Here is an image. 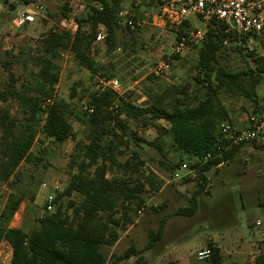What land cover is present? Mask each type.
Segmentation results:
<instances>
[{"label":"trees","instance_id":"1","mask_svg":"<svg viewBox=\"0 0 264 264\" xmlns=\"http://www.w3.org/2000/svg\"><path fill=\"white\" fill-rule=\"evenodd\" d=\"M32 1L25 0L27 3ZM72 1L75 0H67L63 7L60 28L50 29L41 39L37 55L31 58L37 67L34 83L18 88L14 76L10 75L6 87L0 91V181L8 182L25 160L35 164L42 161V157L32 153L39 137H42V143L46 139L63 143L73 136L69 117L76 114L75 108L65 99L58 98L55 92L60 81L58 59L62 52L69 51L80 70L88 72L92 79H110L116 76L114 68L100 64L92 56L93 45L98 43V26L103 24L107 28L104 42L108 52L114 50L118 28L129 33L140 30L139 27L131 28L128 23H118L117 12L121 0H95L102 4V9L90 4V12L85 16L73 13ZM132 19L139 18L132 16ZM74 23L77 25L74 26ZM185 25L190 27L189 22ZM183 29L176 32V37ZM135 44L136 38L133 37V46ZM228 49L220 28L207 32L198 50L195 75V79L205 87L202 96L198 90L193 91L190 83H173L159 92L149 93L147 101L141 105L128 95L120 96L110 88L89 92L84 111L77 115L88 132L84 140L76 143L77 153L71 163L76 171L71 174L64 192L58 195L60 199L76 193L82 199L79 203L69 201L66 210H71L72 215L63 212L61 204L56 213L45 214L38 219L37 227L26 231L22 226H10L24 201L20 194L12 191L0 215V246L8 242L12 247L11 264H120L139 254L135 245L122 254H112L110 258L102 250L103 246H112L118 240V228L124 219L128 220L127 212L132 207L138 211L144 207L146 188L150 186L155 191L159 188L157 178L151 172L143 178L132 180L129 177L139 174L144 166L138 151L132 150L124 161L118 158L120 149L130 148L131 141L148 143L135 132H132L131 140L128 138L130 121H141L145 126L161 119L169 121L170 127H158V131L172 135L176 147L193 160L189 165L197 169L199 178L196 182L198 189L190 199L191 205L178 209L175 214L193 215L197 208V197L207 191L206 174L213 167L234 159L244 145L216 153L221 122L229 117L228 109L219 104V93L223 91L231 97L257 103V87L264 80V54L251 52L246 57L237 49L246 61V68L231 71L220 59ZM75 92L76 89L72 88V96ZM15 106L26 116L23 124H19L18 117L12 111ZM151 144L160 148L157 141ZM210 152L214 156L205 164L199 166L195 162V158ZM173 166L178 167L174 163ZM109 171L115 172L109 177ZM116 171L123 175L119 176ZM118 207L124 209L122 216L116 215ZM166 223L167 217L164 216L156 231L150 233V240L141 252L152 248L162 239ZM208 248L212 250L210 263L223 264L221 249L212 243ZM255 264H264V253L257 256Z\"/></svg>","mask_w":264,"mask_h":264},{"label":"rangeland","instance_id":"2","mask_svg":"<svg viewBox=\"0 0 264 264\" xmlns=\"http://www.w3.org/2000/svg\"><path fill=\"white\" fill-rule=\"evenodd\" d=\"M66 1L34 0L27 3L25 0H0V91L6 87L10 75L14 76L18 88L34 83L37 67L31 58L37 55L39 43L50 29L60 28ZM90 4V0L72 1L73 13L85 16L90 12ZM34 5L43 6L41 13L33 23L18 27L14 21L17 15ZM152 5L149 0H121L119 8L127 9L131 16L145 18L146 12L155 10ZM191 20L201 28L204 27L198 17L192 16ZM146 21L148 23L134 33L118 28L114 50L108 52L103 40L93 45L92 56L100 64L114 68L115 77L119 78L125 88V95L138 105L147 101L149 93L159 92L173 83H190L193 91L198 90V94L202 96L205 87L195 79L197 51L175 58L171 76H156L153 73L156 65L170 52L177 33L172 27L160 30L152 26L148 19ZM133 37L136 38L135 46ZM220 59L231 71L246 68V61L233 47H229ZM58 64L60 81L55 92L58 98L65 99L75 108L76 114L69 117L73 136L63 143L50 139L42 143V137H39L32 153L42 157V161L35 164L25 160L8 182L0 181V215L8 195L16 191L24 201L10 226H22L26 231L37 227L38 219L45 215V197L48 190L42 189V183L57 179L65 188L71 174L76 171L71 166L72 158L77 153L76 143L84 140L88 132V128L77 115L84 111L88 93L96 88L98 80L92 79L88 72L81 71L69 51L62 52ZM72 88L76 89L73 96ZM257 93L258 101L255 103L250 99L231 97L221 91L218 96L219 104L229 111L228 119L221 123L236 125V117L264 115V80L258 85ZM12 111L18 117L19 124H23L26 117L23 111L16 106ZM148 125L147 131L139 136L135 130L136 125L130 122L128 138L131 140L135 132L148 143L131 141L130 148L120 149L118 158L124 161L132 150L138 151L144 166L139 174L129 177L132 180L143 178L151 172L157 178L159 188L156 191L150 186L146 188V202L142 213L134 207L127 212L128 220L124 219L119 226L116 243L102 247L105 255L110 258L112 254H122L128 247L135 245L139 254L123 260L120 264H165L169 261H177L178 264H211L209 260L200 261L198 253L212 243L221 249L224 255L223 264H255L257 256L264 253L261 236L254 228L256 219H264V139L244 144L234 159L219 167H213L206 174L207 191L197 197L196 211L191 216H184L175 213L178 209L191 205L190 199L198 189L197 180L174 179L179 171L173 163L189 164L193 160L176 147L171 134L158 131V127H163V124ZM154 141H157L160 148L151 144ZM113 172L115 171H109L108 176ZM116 173L123 175L119 171ZM81 199L77 194L63 197V212L72 215L71 210H66L69 201L79 203ZM123 213L124 209L118 207L116 215L122 216ZM164 216L167 217V223L162 239L152 248L141 252L150 240V233L156 231ZM0 248L3 256L10 254L11 248L7 242H3ZM0 264L4 263L0 260Z\"/></svg>","mask_w":264,"mask_h":264},{"label":"built area","instance_id":"3","mask_svg":"<svg viewBox=\"0 0 264 264\" xmlns=\"http://www.w3.org/2000/svg\"><path fill=\"white\" fill-rule=\"evenodd\" d=\"M149 1L154 2L152 6L155 7V10L146 12L145 18L133 20L127 9L119 8L117 12V21L119 24L128 23L131 28L139 27V29L148 23L146 21L147 19L152 26L160 30H167L169 27H172V29L177 32L181 28H184L183 32L177 36L166 58L161 60L153 70L156 76H171L174 59L187 52H198L210 29L220 28L224 36V44L240 50L246 57H248L247 55L251 52L264 54V52H262L264 49V0ZM90 2L95 7L102 9V4L97 3L95 0H90ZM42 9L43 6L34 5L27 7L15 18L14 21L16 25L18 27H24L33 23ZM192 16L198 17L204 24V27L201 28L193 23L191 20ZM186 22L190 23V27L185 25ZM76 25L77 24L74 23V26ZM106 34L107 28L103 24H100L97 30L96 41H103ZM106 88L114 90L120 96H125V88L117 77L110 79L98 78L95 90ZM47 102H50V100ZM130 122L136 125L135 130L138 135L142 136L147 131V126L141 121ZM157 123L163 124L162 126L165 128L170 127L169 121L165 119L157 120ZM41 131L42 125L40 126L39 135H41ZM262 139H264V115L251 114L248 117L246 125L243 127L225 122L221 123L220 136L216 143L215 150L217 154H221L225 150L236 145ZM213 156L214 155L210 152L201 158H195V162L201 166L209 159L213 158ZM177 168L179 173L175 174L174 179H199L197 169L191 168L188 163L180 162ZM42 189L48 190L45 197V214L56 213L62 204V198L65 197L62 196V198L60 197V199H58V195L62 194L65 188H63L62 184L57 179H54L51 182H43ZM74 194L76 193H73V195ZM143 209L142 207L138 212L142 213ZM43 216L44 215H41L40 218ZM254 228L259 232L261 236L260 240L264 244V219H256ZM10 248V254L7 253L4 256L0 248V260L4 264H11L12 247L10 246ZM211 256L212 250L210 248L201 249L198 253V259L200 261H208L211 259Z\"/></svg>","mask_w":264,"mask_h":264},{"label":"crops","instance_id":"4","mask_svg":"<svg viewBox=\"0 0 264 264\" xmlns=\"http://www.w3.org/2000/svg\"><path fill=\"white\" fill-rule=\"evenodd\" d=\"M250 116V115H249ZM249 116H246V117H236V121H237V124H236V126H238V127H243V126H245L246 125V123H247V120H248V117Z\"/></svg>","mask_w":264,"mask_h":264}]
</instances>
